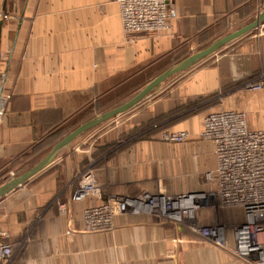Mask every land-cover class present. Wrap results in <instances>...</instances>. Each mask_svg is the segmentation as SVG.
<instances>
[{
    "label": "crops",
    "instance_id": "0c3cea01",
    "mask_svg": "<svg viewBox=\"0 0 264 264\" xmlns=\"http://www.w3.org/2000/svg\"><path fill=\"white\" fill-rule=\"evenodd\" d=\"M261 5L262 0H174L170 35L128 39L112 0H0V99L5 102L0 188L44 159L73 125L101 113L105 98L133 93L156 65H167L211 31L222 33L232 20L239 21L238 29L248 25ZM256 30L255 38L202 63L211 66L183 79L165 99L148 103L147 111L131 113L107 139L95 144L80 136L0 197V242L13 249L10 264H247L189 227L149 214L117 215L111 230L85 232L83 211L98 200L72 202L71 195L86 171L103 195L212 188L204 173L216 167L213 151L195 141L204 116L221 109L240 112L250 129L264 130V90L241 88L264 70V23ZM191 104L198 110L186 108ZM150 122L185 132L188 140L131 139L148 132ZM242 221L237 207L198 215L202 225L224 227L227 247L234 244L232 228Z\"/></svg>",
    "mask_w": 264,
    "mask_h": 264
},
{
    "label": "built area",
    "instance_id": "2783aa9c",
    "mask_svg": "<svg viewBox=\"0 0 264 264\" xmlns=\"http://www.w3.org/2000/svg\"><path fill=\"white\" fill-rule=\"evenodd\" d=\"M118 6L122 33L132 39L139 34L168 36L176 17L173 0H112ZM3 15L0 14V18ZM250 92L264 90V72L242 84ZM5 116V102L0 99V125ZM185 132H163L160 139L180 143ZM200 137L209 142L216 161L214 171L204 173L207 190L167 195L143 192L136 197L106 193L93 173L86 171L71 195L72 202L89 198L98 200L83 211L85 232L111 230L117 215L138 217L149 214L173 226H187L219 247H226L237 260L247 264H264V130L248 127L243 113L218 110L204 116ZM219 207H237L243 221L232 228L234 244L227 247L221 225H200V211ZM12 247L0 242V264H10Z\"/></svg>",
    "mask_w": 264,
    "mask_h": 264
},
{
    "label": "rangeland",
    "instance_id": "374dc122",
    "mask_svg": "<svg viewBox=\"0 0 264 264\" xmlns=\"http://www.w3.org/2000/svg\"><path fill=\"white\" fill-rule=\"evenodd\" d=\"M173 2H174V0H173ZM260 9H264V0H262V5L259 7V10ZM257 11H258V9H257ZM238 23H239V21L232 20L230 22L229 27H226V25H224V27L221 31L222 33H220L219 31H213V32L211 31V33L207 34L206 37H201L200 39H198L197 44H193L188 48H184V50L181 53H177L172 58H170V60L167 62V65H156L154 67V69L150 72V74H147V76H144L141 79H139V81L141 83L135 86V91L133 93L129 92L126 94V92L125 93L122 92V93H119L118 95L111 96V99L105 98L103 100L104 107H103L102 111H100L101 113H97L96 116L120 106L121 104H123L124 102L129 100L131 97H133L135 94H137L144 86H146L150 81H152L154 78H156L157 76L162 74L164 71L176 66L177 64L186 60L187 58H189V57L195 55L196 53L200 52L201 50L207 48L214 41L228 35L229 33H232L235 30H237L241 26V25L239 26ZM259 31L260 30H258V33H259ZM256 35H258L257 30L254 29V30L250 31L249 33H247L246 35H244L243 37L227 44L226 46L221 48L218 52L214 53L210 57L201 61L197 65H194L191 68L185 70L184 72L173 76L172 78L167 80L165 83H163L157 90H155V92L151 93L145 99V101L141 102L133 110H131L125 114H121V115L115 116L113 118H110L109 120H107V121L101 123L100 125L92 128L91 130L87 131L86 133H84L81 136L82 140L97 144L98 142H101L102 139H107L109 133L116 131V129H118L122 124H124L128 120V117H130L131 113L137 112V111L138 112L139 111H147L146 105H148V103H150L152 101L159 100L161 98L165 99L166 93L168 91L172 90L178 84H180L183 79L187 78L193 72H195L201 68L211 66V65H201L202 63H205L207 61H212L214 59V58L212 59V57L223 55L226 51H228V49H231L234 46L246 44L250 39L255 38ZM261 72H264V70ZM259 75H260V73H259ZM219 93H222V91H220ZM217 96H218V99L222 98V94H217ZM186 108L192 109L191 110L192 112L198 110L193 104L187 105ZM92 117H90V118H92ZM146 127L148 128V132L143 131V132H145L144 134H142L143 132L135 133V135L133 137H131V139L135 140V139H140L142 137L143 138L145 137L146 139L151 140V141H160L161 142L162 140L159 139L160 136L159 137L155 136L156 132L160 133V135L163 132H172V133L178 132L174 128H171V126L169 128L166 125L156 126V123H151V122ZM71 129H72L71 131H73L75 129L74 125H73V127H71ZM187 140H188V136H187V139L185 141H187ZM195 141L199 144L201 143L204 146H206V150L212 155L211 145L208 142H206L205 140H203L200 137V134L198 135V137ZM162 142H165V141H162ZM168 143H171V142H168ZM171 147L173 148L174 146L169 145V148H171ZM205 190H207V189H205ZM165 194L171 195V193H165ZM200 225H202V224H200Z\"/></svg>",
    "mask_w": 264,
    "mask_h": 264
},
{
    "label": "water",
    "instance_id": "95a60500",
    "mask_svg": "<svg viewBox=\"0 0 264 264\" xmlns=\"http://www.w3.org/2000/svg\"><path fill=\"white\" fill-rule=\"evenodd\" d=\"M264 23V9L257 15V17L248 25L238 29L216 41H214L210 46L196 53L195 55L187 58L176 66L164 71L162 74L154 78L150 81L146 86H144L137 94L131 97L129 100L121 104L120 106L111 109L107 112H104L93 119L83 123L82 125L75 128L73 131L64 136L59 142H57L49 154L42 159L38 164L29 169L28 171L18 175L11 177L8 182L0 188V197L7 194L12 189L20 186L24 182H26L30 177L38 173L41 169H43L53 158L54 156L61 150L68 148V146L77 138L82 136L87 131L92 128L100 125L101 123L113 118L115 116L124 114L133 108H135L138 104H140L146 97H148L151 93L155 92L163 83L172 78L173 76L184 72L185 70L191 68L194 65H197L201 61L210 57L214 53L218 52L221 48L226 46L227 44L243 37L250 31L256 29L259 25Z\"/></svg>",
    "mask_w": 264,
    "mask_h": 264
}]
</instances>
